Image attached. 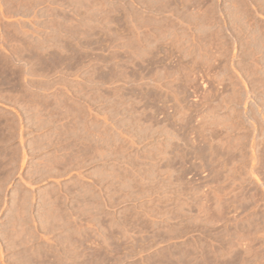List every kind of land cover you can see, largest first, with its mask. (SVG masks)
Here are the masks:
<instances>
[{
  "label": "rangeland",
  "instance_id": "374dc122",
  "mask_svg": "<svg viewBox=\"0 0 264 264\" xmlns=\"http://www.w3.org/2000/svg\"><path fill=\"white\" fill-rule=\"evenodd\" d=\"M0 264H264V0H0Z\"/></svg>",
  "mask_w": 264,
  "mask_h": 264
}]
</instances>
